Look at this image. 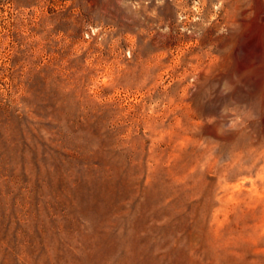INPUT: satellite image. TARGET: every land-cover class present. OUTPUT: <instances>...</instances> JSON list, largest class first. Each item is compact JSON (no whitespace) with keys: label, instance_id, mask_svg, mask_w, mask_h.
<instances>
[{"label":"rangeland","instance_id":"1","mask_svg":"<svg viewBox=\"0 0 264 264\" xmlns=\"http://www.w3.org/2000/svg\"><path fill=\"white\" fill-rule=\"evenodd\" d=\"M0 264H264V0H0Z\"/></svg>","mask_w":264,"mask_h":264}]
</instances>
